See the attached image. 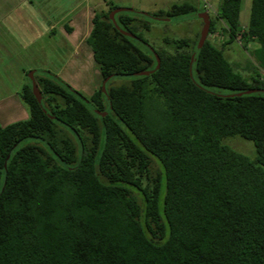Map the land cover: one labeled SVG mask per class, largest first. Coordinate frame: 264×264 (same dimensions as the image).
Instances as JSON below:
<instances>
[{
  "label": "trees",
  "instance_id": "1",
  "mask_svg": "<svg viewBox=\"0 0 264 264\" xmlns=\"http://www.w3.org/2000/svg\"><path fill=\"white\" fill-rule=\"evenodd\" d=\"M241 2L220 0L207 37L215 17L229 40L255 44L248 78L207 37L155 49L109 7L86 42L101 82L128 83L85 95L45 71L41 101L31 81L21 87L28 117L0 126V264H264V0L245 26ZM234 135L253 142V159L222 143Z\"/></svg>",
  "mask_w": 264,
  "mask_h": 264
},
{
  "label": "crops",
  "instance_id": "2",
  "mask_svg": "<svg viewBox=\"0 0 264 264\" xmlns=\"http://www.w3.org/2000/svg\"><path fill=\"white\" fill-rule=\"evenodd\" d=\"M39 1L0 0V48L7 60L13 59L16 66L13 70L8 68L6 72L15 76L20 74L19 81L22 83L25 67H47L41 65L38 58L51 55L52 61L49 64L58 68L54 67L50 72L57 75L69 71L75 74L84 72V83L86 87H90L91 94L101 82L92 62L91 49L86 42L92 27L94 8L88 7L87 0H51L48 7H41ZM88 67L93 71L89 72V77ZM63 80L66 81L64 77ZM66 82L69 83L70 80ZM15 89L16 91L13 89V92L0 98V119L5 114L15 113H20V119L28 117L25 105L18 97L17 88Z\"/></svg>",
  "mask_w": 264,
  "mask_h": 264
},
{
  "label": "rangeland",
  "instance_id": "3",
  "mask_svg": "<svg viewBox=\"0 0 264 264\" xmlns=\"http://www.w3.org/2000/svg\"><path fill=\"white\" fill-rule=\"evenodd\" d=\"M51 0H40L41 7L49 6ZM64 1V0H62ZM88 7H93L95 13H100L107 11L109 7H125V8H133L139 12L151 13V14H163L166 12L172 4H180L183 2H188L196 7H206V11L213 16L214 9L217 7L220 0H87ZM65 3V2H63ZM251 0H242L241 2V9H240V23L242 26H245L248 22L249 17V9H250ZM119 13L126 14L134 18V29L135 31L150 44L155 49H165L170 51L171 47L165 42L166 39H179V38H187L190 41H194L193 45H195L199 39V33L202 27V20L194 16V13L190 12L187 14H182L180 16L170 17L166 20H158L152 19L140 13H135L132 11H121ZM215 27L217 31L213 34H210L207 38L214 43L218 48L222 49L224 56L229 60L233 66L235 67L236 71L239 72L243 77L248 78L251 74L254 73L255 67V60L252 55V48L255 44L250 43L245 45L239 43L237 40H229L227 34L223 33L222 27L223 24L221 21L217 20L215 17ZM144 20L147 21L148 28H144L142 25ZM134 43L143 51L151 52L149 45L142 43L139 40H135ZM67 53L69 50L66 51ZM6 58V54L4 55L3 50L0 48V98L5 97L7 94L13 92V89L18 91V97L21 87L25 84L30 82V78L28 77V73L31 70H35V76H45V71H49L50 69H55L54 67L58 68L55 65L49 64L52 58L51 55L40 57L38 61L41 65H47V67L42 66L39 68H26L25 67V74L23 79L21 80L22 83L19 81L20 74H12L7 73L6 70L8 68L16 67L15 63H13V59ZM11 63H6V62ZM16 61V59H15ZM38 62V63H39ZM94 63V61H92ZM7 64V66H6ZM91 64V63H90ZM94 68V67H92ZM53 71V70H51ZM260 71V70H258ZM89 72H93L89 70L87 76L89 77ZM72 78H69V76ZM79 76L77 79L76 76ZM193 75L195 76V72L193 71ZM66 79V81L70 80L69 84L73 86L76 90L82 92L85 95H89V86H85V74L84 72H80L75 74L74 72H61L59 75ZM10 77H13L11 80ZM133 76H115L105 83V88L111 86H118L120 84L128 83ZM88 81V79H87ZM226 92L227 90H222ZM20 98V97H19ZM22 102V101H21ZM104 108L106 111L109 110L108 99H104ZM24 104V103H22ZM25 105V104H24ZM28 113V109L25 106ZM20 113L5 114L3 118L0 119V126H4L5 124H9L11 122L23 120L20 119ZM32 139H27L22 141L19 144V147L24 145L27 142H32ZM222 143L228 145L235 151L242 153L253 159L255 157V147L252 141L240 137L238 135L234 136H226L222 139Z\"/></svg>",
  "mask_w": 264,
  "mask_h": 264
},
{
  "label": "water",
  "instance_id": "4",
  "mask_svg": "<svg viewBox=\"0 0 264 264\" xmlns=\"http://www.w3.org/2000/svg\"><path fill=\"white\" fill-rule=\"evenodd\" d=\"M121 11H132V12H135V13H140V14H143V15H145L147 17L152 18V19H158V20H166V19H168V18L151 17V16L147 15L145 12H139V11L133 9V8L116 7V8L112 9L109 12L108 17H109L110 21L117 27H119V26L116 23V15H117V13H119ZM194 16L197 17V18H200L202 20V27H201V30H200V33H199V39H198L197 44H196V46H200L201 44H203V42L205 41V39H206V37L208 35V31H209L210 23H211V18H210V15H209V13L207 11L195 12ZM120 30L122 31L123 34H125V35L129 36L130 38L134 39V41L137 40V37L134 34L128 32L126 30H122V29H120ZM151 52L154 55L155 60H156V68H158L159 64H160L159 57L154 51L151 50ZM152 71L153 70L142 71V72H138L136 74L137 75H147V74H149ZM28 77L30 78V81H31V88H32V92H33L34 96L36 97V99L38 101H41V93H40V90H39V88H38V86H37V84L35 82V79H34V70L29 71ZM106 80L107 79H104L101 82V87H102V91L103 92H105ZM252 92H254V90L251 89V90H247L245 93H252ZM96 112L98 114L102 115V116L105 114L104 111L97 110Z\"/></svg>",
  "mask_w": 264,
  "mask_h": 264
},
{
  "label": "clouds",
  "instance_id": "5",
  "mask_svg": "<svg viewBox=\"0 0 264 264\" xmlns=\"http://www.w3.org/2000/svg\"><path fill=\"white\" fill-rule=\"evenodd\" d=\"M205 6V5H204ZM208 12V11H207Z\"/></svg>",
  "mask_w": 264,
  "mask_h": 264
}]
</instances>
